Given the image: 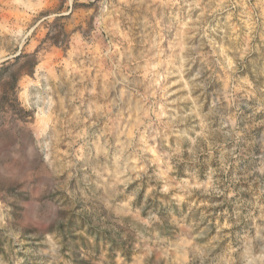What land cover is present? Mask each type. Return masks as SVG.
Masks as SVG:
<instances>
[{
    "label": "rangeland",
    "instance_id": "obj_1",
    "mask_svg": "<svg viewBox=\"0 0 264 264\" xmlns=\"http://www.w3.org/2000/svg\"><path fill=\"white\" fill-rule=\"evenodd\" d=\"M0 264H264V0H0Z\"/></svg>",
    "mask_w": 264,
    "mask_h": 264
}]
</instances>
